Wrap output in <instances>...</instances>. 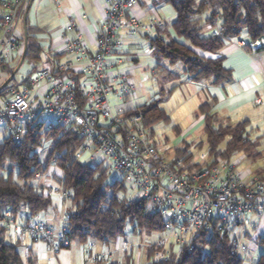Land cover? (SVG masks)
<instances>
[{
	"label": "built area",
	"instance_id": "2783aa9c",
	"mask_svg": "<svg viewBox=\"0 0 264 264\" xmlns=\"http://www.w3.org/2000/svg\"><path fill=\"white\" fill-rule=\"evenodd\" d=\"M137 0H107L105 19L95 37V50L90 53L79 38L64 36L65 51L86 63L79 75H66L59 67L41 71L38 79H30L29 87L12 90L0 98V125L7 137L19 144L29 126L46 134L55 126L65 128L80 138L74 159L80 163H106L111 181L121 179L136 191L137 199H144L148 212L158 214L167 235L156 242L153 261L164 259L169 242L176 252L182 244L194 239L200 232L228 235L233 253L249 257L254 264L258 258L247 255V247L233 234L246 217L254 225L264 226V179L237 171L235 163L211 155H201L198 167L188 168L182 159L162 158L144 127L141 113L132 99L134 84L128 76L114 73L108 59L120 49V35L133 36L141 31L155 32L161 22H141L130 8ZM28 0H0V68L10 66L15 56L23 52L24 42L17 29ZM74 30L72 23L66 32ZM224 28L215 15L211 21L210 35L218 37ZM162 40V38H161ZM229 42L239 49L246 45L238 37ZM263 41L250 42L248 48L255 52ZM44 81L40 94L30 90ZM116 98L117 102H112ZM54 166V165H52ZM44 196L58 195L64 203L72 194L61 187L48 186ZM69 213L64 220L69 219ZM0 226L12 228L17 235H26L33 243L43 242L56 254L68 246L66 227L54 233L43 221L15 224L9 209L0 220ZM123 246H128L124 243ZM264 254V253H263ZM262 255V254H261ZM110 255L90 256L89 261Z\"/></svg>",
	"mask_w": 264,
	"mask_h": 264
},
{
	"label": "trees",
	"instance_id": "16d2710c",
	"mask_svg": "<svg viewBox=\"0 0 264 264\" xmlns=\"http://www.w3.org/2000/svg\"><path fill=\"white\" fill-rule=\"evenodd\" d=\"M175 12L172 29L181 41L154 39L152 45L157 54L169 60L171 64L181 63L185 72L194 82L214 79L215 85L231 80L230 71L226 70L221 57L206 59L196 55L192 48L202 52L217 54L232 37H241L246 33L248 40L263 41L264 43V0H167ZM208 12L206 22L210 23L215 15L221 19L224 28L218 37L204 36L201 33L198 17ZM27 47L24 62L36 63L41 52L40 47L31 40L27 28ZM22 39V37H21ZM245 46L244 48H247ZM261 48H264V44ZM21 57V56H20ZM20 60V58H19ZM14 66L0 68L8 77ZM49 70L53 71L51 67ZM66 75H79L65 72ZM32 74V73H31ZM30 75L16 83L13 79L0 91V98L10 94L9 89L17 84L19 87H29ZM162 100V98H160ZM161 100L150 102L138 107L143 117V124L152 126L154 123L167 120L159 104ZM204 117V134L208 145V154L214 161L242 154L252 161L260 158L257 151L258 141L251 140L246 128L249 121H241L234 126L215 125L214 118L209 113L207 104L199 108ZM216 119V118H215ZM264 140V132L261 135ZM45 140L53 142L48 159L43 163L35 150L40 148ZM223 149L220 148L221 145ZM80 146V138L65 128L55 126L46 134L41 135L37 127L29 126L19 144L13 143L8 137L0 142V220L6 209L13 217L25 208L29 215L36 217L44 212L51 204L49 196H44L38 187L31 184L37 176L43 175L47 167L56 166L62 171L61 178H54L55 183L72 194L65 221L66 240L69 244L78 241L87 244L90 241L109 245L118 238L125 236L127 226L131 233L139 236L142 233L162 232L163 226L158 214L148 212L144 199L126 200L118 194L127 185L122 181H111L109 174L100 164L80 163L74 159V153ZM179 153L188 152V148L178 149ZM191 158V156H189ZM186 164L185 157H180ZM5 162L14 168L7 169ZM198 167L197 164L188 168ZM256 176L264 179V170H257ZM6 228L0 226V264H23L17 246L5 240ZM68 244V246H69ZM260 245L264 246V238ZM67 246V247H68ZM147 251L145 264H243V258L232 251L228 235L216 232H200L194 239L182 244L179 252L169 251L168 255L158 261L152 260L156 250L154 244ZM65 247V248H67ZM104 259H97L96 263ZM107 264H120L108 261ZM130 264V263H126ZM254 264H264V254L258 257Z\"/></svg>",
	"mask_w": 264,
	"mask_h": 264
},
{
	"label": "crops",
	"instance_id": "0c3cea01",
	"mask_svg": "<svg viewBox=\"0 0 264 264\" xmlns=\"http://www.w3.org/2000/svg\"><path fill=\"white\" fill-rule=\"evenodd\" d=\"M106 1L28 0L23 10L24 13L28 9V34L31 40L40 47L41 52L36 63L23 62L29 71L26 76L30 75L29 77L32 80L34 77L31 78V73L37 76L40 75L41 71L48 70L51 67H59L69 73L79 71L87 59L82 57L77 60L73 55H69L65 51L64 36L79 38L86 45L89 52L93 53L96 34L105 19ZM130 12L141 22L156 20L161 22V26H157L155 32L141 31L133 36L121 34L122 45L120 49L108 59L112 72L128 76L134 85L143 90L154 86V84L163 87L167 83L175 82L169 90L166 91L162 88L156 93V97L166 95L163 101H166L180 86H185L198 99L200 103L198 111L201 105L207 104L210 114H215L220 119L227 121L250 105L252 108L255 106L257 109H264V48L252 52L248 47L239 49L229 41L224 44L217 54L202 52L192 48L196 55L206 59L221 57L223 59V67L231 73V80L220 85H215L213 78L194 82L186 74L185 66L180 63L183 67V76L185 77L183 80L172 72L173 66L179 63L171 64L169 60L161 58L152 45V41L157 38H162L165 42L173 39L170 38V30L168 29L170 25L172 27L175 21V12L168 1L137 0L130 8ZM205 22L206 18L204 19L202 27L204 29H201V33L204 36H208L210 34V26ZM69 23L73 24L74 30L66 32L65 27ZM17 29L23 37L22 16L18 22ZM242 41L246 46L250 43L247 35L245 40ZM18 57L15 56V59H18L19 62ZM12 62L14 63V61ZM10 66H14V64ZM44 89L45 82L41 81L37 87L30 90V94H40ZM156 97L154 96L153 99ZM112 102H117V99L112 98ZM198 113L196 120L184 131L191 130L194 125L203 123L204 116L200 114V111ZM236 120H240L239 122L247 120L250 123V119L247 116H243V118H238L237 116ZM38 152H40V148L35 150V153L38 154ZM45 175L49 176L48 173ZM61 176L62 171L55 169V177L59 179ZM48 178L50 177H47L43 184L38 185L41 193L49 186L46 184V182L50 181ZM49 197L51 204L44 212L32 217L23 208L16 217H13L14 223L24 225L39 220L51 227L54 233L60 231L65 225L64 215L68 213L69 204H65L56 194H51ZM5 240L17 246L23 264H107V259L110 262L120 264H126L127 262L130 264L141 263L138 259L140 256L138 252L141 249L139 247L140 243L138 236L134 235L129 239L118 238L108 246L95 241H90L87 244L72 241L67 248L61 249L56 254L52 253L45 243H33L26 235H17L12 228L6 229ZM124 243L130 246L127 251H124L125 253L120 249ZM107 254L110 255V258L104 257L102 262L92 263L89 261V257L92 255Z\"/></svg>",
	"mask_w": 264,
	"mask_h": 264
},
{
	"label": "rangeland",
	"instance_id": "374dc122",
	"mask_svg": "<svg viewBox=\"0 0 264 264\" xmlns=\"http://www.w3.org/2000/svg\"><path fill=\"white\" fill-rule=\"evenodd\" d=\"M207 16H208V12L206 11L205 13H203L201 16L198 17L199 24L202 30L204 29L202 28L204 24V19ZM205 23L211 26V22L210 23L205 22ZM168 30H170V36H171L170 38L176 39L177 41H181V39L176 38L171 25ZM240 38L242 40H245L246 33L243 32ZM157 39L161 41V38L160 39L157 38ZM20 56L18 58H21ZM13 61L14 63L12 62L11 65L14 64L16 67L18 64V59L14 58ZM182 69L183 67L179 63L173 66L172 72L176 73L181 79L184 80L185 77L183 76ZM28 72L29 71L26 69L25 63L21 65L19 71L15 74L14 77L16 83H20L21 79L25 77ZM38 76L39 75L36 76L35 74H31V78L34 77V79L35 78L37 79ZM8 77L6 76V73L4 71H1L0 85ZM174 84L175 82H170L163 85V87L154 84V86H150L149 88L147 87L144 90L134 85L135 88H134L132 102L134 106L138 108L137 106L141 107V105L143 106V104L146 105L150 102L161 100L160 98H162L159 106L161 105V108L164 110L167 120L158 121L154 123L152 126L146 125L148 127L151 140L155 144L158 154L162 158L170 160L173 158L177 159L183 156L187 160V164L193 166L196 164V162H200L201 155L207 154L209 156L208 154L209 149L206 143V135L204 134V123L194 125L193 126L194 128H192L191 130L184 131L198 117L199 115L198 106L200 103L198 99L194 95H192L189 89L185 88V86H180L173 94H171L168 97L166 101H163L166 98V95H159L158 97H156L157 96L156 93L159 92L160 89L163 88L167 91L170 88H172ZM16 86L18 85L14 84L13 86H11L9 91L11 92L12 90H15ZM154 96L156 98L153 99ZM211 115H213L212 117L214 118V120H216L214 122L215 125L221 124L222 126H234L237 122L241 120L240 119L239 121H237L236 120L237 116L238 118H243V116H247L250 119V125L246 128V131L251 140L258 141L257 151L260 153L261 156L257 160L252 161L250 159H246L245 157L242 158V156H244L242 154H236L230 158V161L235 163L237 171L244 173V175L247 173L248 176H250V174L252 176H256L257 170L259 169L264 170V140L261 139V135L264 132V109L263 108L257 109L255 106H253L252 108L250 105L249 107L239 111L237 115H233L229 119V121L225 119H220L215 114H211ZM5 137H7V133L4 127L0 125V142ZM185 146L188 148V152L186 153L177 152L178 149L184 148ZM223 146L224 145L222 144L220 148L223 149ZM52 147H53L52 141L45 140L43 142L42 146L40 147V152H38V154L36 153L41 162L44 163L48 159L49 157L48 155ZM189 156H191V158H189ZM82 162L85 163L84 159L82 160ZM87 164H92V165L100 164L102 169L106 171L107 164L104 162L98 163L96 161L95 162L91 161ZM4 166L7 169L12 168V170L15 171V168L9 162H5ZM55 169H59V168L52 165L50 166L49 164L45 173L43 175L37 176L34 180L31 181V184L34 185L35 187H38V185L44 183V180L47 177H50L48 178L50 179V181L46 182L47 186L48 185L57 186V184L54 181V178H56ZM47 173L49 174V176L45 175ZM108 178H111V176L109 175ZM121 180L124 185L125 184L127 185V187L124 191L118 194L119 198H124L126 200L135 199L136 191L131 189V187L126 182H124L123 179ZM68 204L70 203L68 202ZM233 234L236 235L240 239L241 243L247 247V255L251 256L252 258H258L261 254L264 253V246L260 245L261 239L264 238V226L254 225L250 217H246L244 219L243 224L240 227H237L233 230ZM166 235L167 232L162 231V232L142 233L138 236V241L140 243L139 247L141 248L138 252V255H140L138 258L139 261H141L140 264L146 263L147 251L150 247H152L151 245L154 244L156 246V242L164 238ZM130 237H132L131 227L127 226L125 230V236L122 238L129 239ZM129 248H130L129 244L126 247L122 245L120 247L122 252L127 251V249ZM166 248L168 251H175V252L177 249L173 242H169ZM156 250H160V249H157L156 247ZM241 257L243 258L244 261L243 264H250L249 257L244 255H241ZM105 258H107V256H105ZM108 261L110 260L107 259V262Z\"/></svg>",
	"mask_w": 264,
	"mask_h": 264
},
{
	"label": "water",
	"instance_id": "95a60500",
	"mask_svg": "<svg viewBox=\"0 0 264 264\" xmlns=\"http://www.w3.org/2000/svg\"><path fill=\"white\" fill-rule=\"evenodd\" d=\"M27 12L28 9L26 11H24L23 15H22V29H23V42H24V48H23V52L21 55V58L17 64V66L15 67V69L13 70V72L9 75V77L0 85V91L5 88L15 77V74L18 72V70L20 69L21 65L24 62L25 59V55H26V47H27V39H28V35H27Z\"/></svg>",
	"mask_w": 264,
	"mask_h": 264
}]
</instances>
